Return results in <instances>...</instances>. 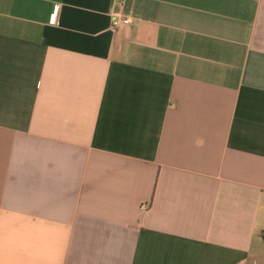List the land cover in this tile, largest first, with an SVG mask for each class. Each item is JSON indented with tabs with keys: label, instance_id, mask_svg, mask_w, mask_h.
I'll use <instances>...</instances> for the list:
<instances>
[{
	"label": "crops",
	"instance_id": "1",
	"mask_svg": "<svg viewBox=\"0 0 264 264\" xmlns=\"http://www.w3.org/2000/svg\"><path fill=\"white\" fill-rule=\"evenodd\" d=\"M263 233L264 0H0V264H264Z\"/></svg>",
	"mask_w": 264,
	"mask_h": 264
},
{
	"label": "built area",
	"instance_id": "2",
	"mask_svg": "<svg viewBox=\"0 0 264 264\" xmlns=\"http://www.w3.org/2000/svg\"><path fill=\"white\" fill-rule=\"evenodd\" d=\"M55 16L56 15L54 14L53 15L54 18L52 20L53 24H57V21H56L57 19ZM129 24H130V20L128 18H121L119 14H113V22H112L113 29H116L121 25H129ZM142 208L144 209V206ZM263 237H264V233H263Z\"/></svg>",
	"mask_w": 264,
	"mask_h": 264
}]
</instances>
